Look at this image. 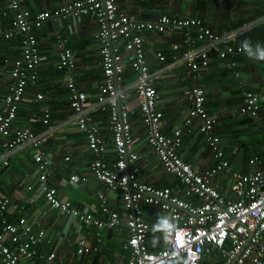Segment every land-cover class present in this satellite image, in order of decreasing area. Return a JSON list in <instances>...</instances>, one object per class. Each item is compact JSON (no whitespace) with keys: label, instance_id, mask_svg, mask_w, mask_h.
<instances>
[{"label":"built area","instance_id":"2783aa9c","mask_svg":"<svg viewBox=\"0 0 264 264\" xmlns=\"http://www.w3.org/2000/svg\"><path fill=\"white\" fill-rule=\"evenodd\" d=\"M14 11L13 29L0 35L11 37L13 30L22 34V57L15 60L11 70V83L0 108V165L8 166L11 156L27 145H38L54 133L51 124V111L45 109L43 122L48 124L45 132L37 133L29 127H18L16 119L21 102L28 86L38 79L40 53L37 37L32 28L42 26L45 19L55 16H84L96 14L97 32L95 40L100 48L103 67V82L96 100L89 101L88 94L81 90L73 75L68 81L70 105L73 109L69 121L74 123L86 136L88 147L95 155L90 163V173L101 180L109 191H122L123 218L120 210L107 204L104 192L98 197L105 218L90 212H81L69 200L60 197L58 188L49 183L54 157L51 153L39 152L35 161L39 170L40 190L47 204L60 213L78 219L86 225L95 224L98 228L121 229L126 227L124 249L130 254L126 264H200L204 252L214 249L220 251L219 264H264V155L257 154L250 162L258 164L253 171L241 173L233 169L221 145V138L215 133L216 118L209 114L205 102V89L193 84L184 90L189 103L188 115L184 125L176 128L173 135L162 131L163 112L158 108L159 94L154 87L157 73L150 70L144 47V30L156 29L164 32L168 29L183 30V43L186 47L182 61L188 73L196 74L210 65V51L217 50L219 56L227 61L228 67H234L235 55L244 52L236 45L239 35L250 24L231 29L225 34H216L199 17H181L179 14H163L156 20L139 19L119 9L118 0H74L54 12L41 11L32 15L23 7V0H8ZM3 14L6 12L2 11ZM191 30L195 35L191 34ZM124 40V43H121ZM59 41V68L72 72L76 60L72 50L62 36ZM197 41H202L198 45ZM158 58L164 61L162 52ZM177 58H175L176 60ZM137 73L134 81L118 85L123 80L125 61ZM140 97V115L146 126V141L154 149L165 171L177 176L179 186L159 187L141 180V156L135 149V137L129 114V105L125 101L130 92ZM38 98H43L42 94ZM262 96L256 91L244 93L240 109L257 117L262 109ZM109 112V128L112 132L113 149L117 154L114 168L104 159L109 143L102 134L97 114ZM264 122V108L263 118ZM195 122L198 130L205 135L216 164L203 172L198 171L179 153L183 143L184 130H190ZM223 173H230L233 181L231 190L234 196H226L214 184L213 180ZM80 178L73 174L71 180ZM87 180L86 175L81 176ZM32 185L28 189H32ZM200 200V201H197ZM145 205L160 208L171 222L176 225L172 233V242H166L162 233V247L151 250L149 232L151 224L145 218ZM22 206L19 212H22ZM10 197H0V257L2 264H24L38 259L52 260L56 253H41L39 245L48 240L44 228L35 230L30 219L22 214L11 221ZM178 233V235H177ZM98 240L101 233L98 231ZM178 241V243H177ZM156 241L155 243H158ZM96 249L85 238L78 242L79 256L89 254Z\"/></svg>","mask_w":264,"mask_h":264},{"label":"crops","instance_id":"0c3cea01","mask_svg":"<svg viewBox=\"0 0 264 264\" xmlns=\"http://www.w3.org/2000/svg\"><path fill=\"white\" fill-rule=\"evenodd\" d=\"M72 1L74 0H23V6L36 15L41 11L54 12ZM118 6L121 11L147 21L156 20L163 14L199 17L216 34H225L231 29L250 24L239 35L236 45H241L245 39L250 40L253 45H264V0H118ZM2 11L6 13L0 16V29L12 30L15 13L9 7L8 0H0V12ZM13 32L11 37L0 36V108L11 83L12 66L16 59L22 57L23 34L19 30ZM96 32L97 17L94 13L77 17L52 16L44 20L41 27L32 29L38 40L41 58L38 79L28 86L24 94L16 125L29 127L37 133L45 132L48 124L43 122V117L45 109L49 108L55 131L40 144L22 147L11 156L10 164L6 167L8 172L0 175V197H10L13 211L10 210V215L17 219L25 214L34 224L35 230H46L48 240L40 243L39 250L45 255L54 251L56 256L52 260L44 259L34 263L27 261L24 264H126L129 258L124 249V240L128 235L125 226L118 229L86 225L78 217L69 218L47 204L40 190L39 170L35 161L39 152L53 155L49 183L58 188L62 199L71 201L81 212L105 218L98 197L99 192H104L107 204L120 210L122 217H125L122 191L107 190L106 185L90 173V163L95 155L88 147L85 134L69 121L73 114L68 88L70 76L73 75L78 87L88 94L91 102L96 100L103 82ZM191 34L195 35V32L191 30ZM59 36L65 39L75 57L76 65L72 72L58 67ZM143 36L150 70L157 73L153 83L159 94L158 108L163 112L162 131L173 135L176 128L184 125L189 109L184 90L193 84L199 85L205 89L206 108L216 118L215 133L220 136L222 148L233 169L241 173L256 169L258 164H252L250 160L257 154L264 155V61L250 59L242 52L235 55L236 65L231 68L217 50H211L209 67L193 76L188 73L186 64L178 61L186 48L183 30L168 29L160 32L146 29ZM197 44L202 45L203 42L197 41ZM158 52L165 56L164 61L158 58ZM125 67L132 71L128 60L125 61ZM124 80L125 77L118 85L127 84ZM246 91H256L262 96V109L257 117L239 111ZM39 94L43 98L39 99ZM125 101L129 105L135 149L141 156V180L159 187L177 188L180 185L177 176L164 170L154 149L146 141L147 129L140 115V97L132 91ZM96 117L102 134L109 143L104 159L113 167L117 154L113 149L109 112H100ZM187 129L184 130L179 153L198 171L203 172L214 166L217 160L205 135L199 132L198 123L195 122L190 130ZM238 135H244L248 139L235 140ZM239 150L244 153V158L237 162L236 154ZM33 170L38 172L31 177ZM73 174L80 178L72 181ZM82 175H86L87 180H82ZM213 181L226 196H234L230 173H223ZM29 185L33 188L28 189ZM22 206L24 209L19 212L18 209ZM166 215L158 207L145 205V218L151 224V250L163 246L162 232L153 233L152 228L159 216ZM98 231L101 233L100 241ZM154 237L158 243L154 242ZM81 238H85L96 249L79 256L77 248ZM207 253L205 264H219L221 255L218 249Z\"/></svg>","mask_w":264,"mask_h":264},{"label":"clouds","instance_id":"9594fccd","mask_svg":"<svg viewBox=\"0 0 264 264\" xmlns=\"http://www.w3.org/2000/svg\"><path fill=\"white\" fill-rule=\"evenodd\" d=\"M241 49L250 59L264 61V45L260 43H256L255 45H253L250 40L245 39L241 42ZM152 231L153 233L162 232L164 234L166 242L171 243L172 233L176 232L177 229L176 225L171 222V219L168 216H159L157 222L153 225ZM155 240L156 238L154 237V242ZM190 260L191 256L189 257V260H185L183 264H189Z\"/></svg>","mask_w":264,"mask_h":264},{"label":"trees","instance_id":"16d2710c","mask_svg":"<svg viewBox=\"0 0 264 264\" xmlns=\"http://www.w3.org/2000/svg\"><path fill=\"white\" fill-rule=\"evenodd\" d=\"M132 71H130L129 69L125 70V73L123 74V77H125V80L124 82H127V83H130L132 81H134L137 77V73L131 68ZM240 112L241 109H239ZM243 113V112H242ZM247 114V113H246ZM46 153H49V152H46ZM105 154V153H104ZM54 161V160H53ZM7 166H0V175H2L3 173L5 174L6 172H8V170H6ZM6 170V171H5ZM12 170V169H11ZM11 205H12V202H11ZM11 212H13L11 210ZM11 221H16L17 219L15 217H13L12 215H8L7 216ZM78 253V252H77ZM208 253L207 252H204V254L202 255V260H201V263L205 264L207 261L205 260V255H207ZM40 259H38L37 261H39ZM0 264H2V261H1V257H0Z\"/></svg>","mask_w":264,"mask_h":264},{"label":"rangeland","instance_id":"374dc122","mask_svg":"<svg viewBox=\"0 0 264 264\" xmlns=\"http://www.w3.org/2000/svg\"><path fill=\"white\" fill-rule=\"evenodd\" d=\"M235 140H244V139H248L246 136H242V135H238L236 138H234ZM236 157H237V162H239V161H242L243 160V158H244V153L241 151V150H239L238 152H237V154H236ZM38 171H36V170H33V173L31 174V177H34L35 175H36V173H37Z\"/></svg>","mask_w":264,"mask_h":264},{"label":"bare ground","instance_id":"6f19581e","mask_svg":"<svg viewBox=\"0 0 264 264\" xmlns=\"http://www.w3.org/2000/svg\"><path fill=\"white\" fill-rule=\"evenodd\" d=\"M23 7H24V6H23ZM24 8H25V7H24ZM119 9H120V8H119ZM1 15H2V12H0V16H1ZM32 15H33V14H32ZM33 16H34V15H33ZM51 17H52V16H51ZM49 18H50V17H49ZM47 19H48V18H47ZM45 20H46V19H45ZM34 27H35V26H34ZM34 27H33V28H34ZM40 27H41V26H40ZM33 28H32V29H33ZM15 30H17V29H15ZM13 34H14V32H13ZM0 36H1V35H0ZM110 167H111V166H110ZM112 168H114V166H113ZM125 239H126V237H125ZM124 243H125V240H124ZM149 248H150V247H149ZM128 254H129V253H128ZM129 256H130V254H129Z\"/></svg>","mask_w":264,"mask_h":264},{"label":"water","instance_id":"95a60500","mask_svg":"<svg viewBox=\"0 0 264 264\" xmlns=\"http://www.w3.org/2000/svg\"><path fill=\"white\" fill-rule=\"evenodd\" d=\"M117 87H118V84H117Z\"/></svg>","mask_w":264,"mask_h":264}]
</instances>
